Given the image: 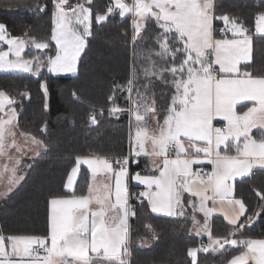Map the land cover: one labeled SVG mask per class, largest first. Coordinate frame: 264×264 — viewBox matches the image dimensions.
<instances>
[{
    "label": "trees",
    "instance_id": "trees-1",
    "mask_svg": "<svg viewBox=\"0 0 264 264\" xmlns=\"http://www.w3.org/2000/svg\"><path fill=\"white\" fill-rule=\"evenodd\" d=\"M83 1L93 15L108 12L106 0ZM57 9L53 0H0V23L12 37L45 42V50L35 51L45 61L54 55L51 37ZM261 13L264 0H214L215 36H222L218 31L227 22L239 25L252 40L251 61L241 65V70L264 77V35L254 34L255 19ZM167 37L175 44L163 57L158 52ZM181 45L174 33L164 32L153 18L135 36L131 17L113 14L92 23L75 75L54 76L46 69L37 76L0 73V92L12 100L10 107L17 111L19 129L45 146L37 158L27 161L20 185L0 201V236L5 240L11 236L46 237L49 200L86 192L90 175L83 168L73 193L64 190L76 157L116 159L128 154L132 114L151 106L162 118L167 111L174 92L171 70L179 66L174 50L181 49L176 52L183 55ZM129 169L140 170L141 165L130 164ZM235 189L246 206L244 225L235 229L214 216L213 240L234 242L221 248L210 241L205 251L199 245L207 240L191 234L188 214L155 215L146 199L136 193L139 187L130 185L128 250L122 264H225L241 249L240 241L264 238V169L237 180ZM151 235L150 245L141 246ZM191 249H197L195 262Z\"/></svg>",
    "mask_w": 264,
    "mask_h": 264
},
{
    "label": "rangeland",
    "instance_id": "rangeland-1",
    "mask_svg": "<svg viewBox=\"0 0 264 264\" xmlns=\"http://www.w3.org/2000/svg\"><path fill=\"white\" fill-rule=\"evenodd\" d=\"M64 1L65 0H61V2ZM111 1V5L116 10V15L131 17L132 27L136 29V32L145 24L146 20H148L150 17L148 15H151L156 18H159L158 16H164V20L168 21L166 23L163 22L164 25L160 24L164 32L171 29L178 33V25L169 22L175 18L174 10H171L170 7H168L169 10H166L163 8L164 6L161 8L158 4L156 5L155 11L152 12L153 0H128V2H122L121 0ZM168 1L170 0H162L161 2ZM55 5L58 7L59 4ZM60 9L62 8L60 7ZM60 9L58 8L54 12L55 23L51 37L54 45V55L45 59V61H40L39 57L35 55V51H43L47 48L45 42H34L26 37H12L6 33L4 26L0 23V73H22L37 76L42 69H46L51 75L70 76L78 72V62L83 53L92 23L102 22L110 13L108 11L93 15L92 12L85 7L83 0H80L78 5L75 4L74 9L69 12H63ZM222 20L226 21L225 18H222ZM255 22V29L264 34V13L259 14ZM227 25L229 26V30L226 35L213 38V55L208 57L205 55V52H202V55L197 57L198 59L195 62L198 66L197 69L193 68L194 55H196L194 54L195 52L185 51L186 56L184 58L180 52H176V50L179 51L181 49L174 50L176 53L174 59H177L179 66L173 69L177 70L180 74L185 73L183 78L179 76L178 78L180 80L174 84L175 93L171 96V100L175 107L172 108V113L181 111L184 120H189V117L192 118L196 116L195 125H192L193 123L191 122H184L178 129L179 131L188 133L190 136L202 137L205 139L202 142L207 144L211 143L212 134L214 128L216 130V126L219 127L223 124L221 129L223 131L226 129V132L229 127L230 133L234 131V133L231 134L235 141L234 143L239 145L240 148L243 146L244 153L250 143L260 145L264 148V141L254 142L251 137L243 135L246 134L244 128L246 126L250 128L247 113L242 116V123L240 124L237 118L238 115L231 109H226L225 101L227 97L226 94L235 92V88H238L237 84L247 83L242 80L244 73L242 71L240 72V69H238L236 65L232 66L231 59L236 58L238 55H245V53L247 55L249 53L251 40L243 33L239 36L240 27L236 23L229 22ZM163 35L165 34L163 33ZM161 43V52H158V54L163 53V57H165V54L168 53L169 50L168 47L170 49L173 48L175 40L172 37H167L166 40H163ZM167 43L170 44L168 45ZM182 43L184 49H187L186 41L182 40ZM212 60L216 62V65L221 64V67H217L216 71L212 69ZM175 77L176 75L173 73L172 79ZM217 79L218 82H216ZM42 89L46 93L44 84H42ZM257 90L259 91L258 94L262 95L264 84H261V87H257ZM259 98L262 97L260 96ZM11 103L12 100L5 92L0 93V111L4 110L5 112L4 118L0 120V200L12 189V187L10 188V168L13 174L15 166V160L10 159V157L3 158L2 156L9 155L10 152H12L10 150L21 155L37 154L39 151L45 150L43 143L32 135L29 136L31 139L28 142L23 140L22 137L25 136H20L23 134L17 135L15 140L14 124L15 122L17 123V111L14 108L5 111L7 104ZM114 109L112 110L113 112L117 111ZM214 111L216 112L215 115ZM247 112H249L248 115L250 116L251 110L249 109ZM141 114L142 115L134 116V129L132 130L131 137L128 139V147L129 149L131 148L132 153H135V149L137 148L143 149L145 147L147 148L145 150H151L158 154L162 167L161 172H157L158 175H140L138 173L130 175L127 167H117L112 161L105 158L78 159L67 176L65 188L69 190L71 188L73 189L76 177L82 166H87L89 170L87 171L90 172L91 175L88 189L90 198L87 205L79 200L66 204L59 203L58 201L52 202L49 211V234L46 240L49 241L50 244L49 250L58 252L56 257L53 256L55 257L53 264H72L65 255L67 253L79 255L81 258L88 260V264H118V262L122 264L127 257L128 250V227L126 222L128 192H130L128 186L131 184L144 185L142 188H139L141 192L140 195L143 198L151 196L154 190L158 191L160 188L159 182L162 180H164V182H161V185L168 188L170 178L173 177V174L171 168L167 169V167H171L167 164V161L169 160L168 157L174 155V152H176V145L179 144L177 142L179 139L174 132V123L176 121L172 114L170 115L169 113L164 115L161 121L158 120L159 117L157 118V112L143 110ZM220 115L226 116L225 118H227L228 121L217 119V116ZM214 116H216L215 119H213ZM143 119H145L144 122ZM214 122L218 123L213 125ZM193 132L198 134H193ZM222 135L223 134L213 135V142L215 144L219 143L215 147L214 154L218 153L221 142H227V140L225 141V139H222ZM260 135H262V138L264 137V117L260 125ZM10 139L12 141L11 143ZM172 144H174V146L170 148ZM121 158H123V156L117 157L116 159ZM158 161L159 160L149 161L147 168L149 170L159 171ZM164 162L165 166L163 167ZM183 166L184 168H182V170L185 172L190 169L188 164ZM219 175V180H221L227 175V171H222ZM112 183L114 185V200L116 203L109 198L111 197L110 193H112ZM107 204H110V210L107 208ZM74 206L75 208L79 206L82 210L89 208L93 213L96 212L94 217L90 220V222H92L90 234L88 235L85 230L88 224L87 219H89L88 216H85L87 219L79 223V229L68 233L66 239L60 241L63 235H65V232L71 229L69 221L70 210ZM58 211L62 212H60L61 218L57 217ZM98 213L100 215H106L105 223L99 224L101 218ZM189 216L192 218L193 222V225L190 226L191 234L196 236L207 235L208 233L205 227L198 226L194 222L197 221L199 223L200 221L195 219L193 215ZM194 229L197 232H193L192 230ZM81 234L84 238H76V235L80 237L79 235ZM89 238H91L90 241ZM152 239L153 235L145 238L144 241L141 242V246H149ZM43 241L45 240H42V242ZM40 245L42 244H38L36 240H29V243L22 244V254H32L34 257H38L33 253V250ZM86 248L94 253L92 255L89 254V250L87 252ZM101 249H103V251ZM0 253L7 255L6 258L0 260V264H11L10 254L17 255L14 248H10L9 245L7 251L6 243L2 238H0ZM47 253L50 255L49 251ZM190 254L196 257L197 249H191ZM88 255L89 258L87 257ZM104 257L109 260L106 262L103 261ZM18 264L43 263L32 261L30 263L23 262Z\"/></svg>",
    "mask_w": 264,
    "mask_h": 264
},
{
    "label": "crops",
    "instance_id": "crops-1",
    "mask_svg": "<svg viewBox=\"0 0 264 264\" xmlns=\"http://www.w3.org/2000/svg\"><path fill=\"white\" fill-rule=\"evenodd\" d=\"M122 2H128V0H121ZM162 1V0H161ZM159 0H153L154 4L152 5L151 11L154 12L156 9V5L159 4V6L166 10H169L168 7H170L171 10H174V20H170V23H176L178 25V33L174 32L171 29H168L166 32H172L176 35V37L181 41H186V47L187 49H184V45L182 43V49H183V55L184 58L186 56L185 51L189 52H195L194 54V63L193 68L197 69V64L195 63L198 59L197 57L201 56L202 52L209 53L210 56L213 55L212 52L214 51V39L215 36V16H214V0H170L168 2H161ZM110 2H112L110 0ZM78 5V3H76ZM149 18L155 19L159 26L160 24L164 25L163 22H168L167 20H164V16H158L159 18L153 17L151 15ZM167 16V15H166ZM121 17V16H120ZM126 16H123L121 18H124ZM148 18V19H149ZM169 18V17H168ZM106 19V18H105ZM104 19V20H105ZM103 20V21H104ZM147 21V20H146ZM257 21V17H256ZM132 22V20H131ZM146 23V22H145ZM229 22L224 24L223 27L227 29V33L229 30V26L227 25ZM145 24H143L136 32V29L134 28V35L137 36L140 34L141 29L144 27ZM256 22L254 24V34L255 35H264L262 32L255 29ZM161 29H163L160 26ZM164 30V29H163ZM241 28H239V36L242 35V31L240 33ZM258 31V32H257ZM223 35V34H222ZM245 36L249 37L251 40V37L244 34ZM206 55V54H205ZM252 58V40L250 43V49L249 53L246 55H238L236 58L231 59L232 66L236 65L238 69L241 70V65L249 63ZM198 62V61H197ZM212 62V69L216 71L217 67H221V64L216 65V62L213 60ZM172 72L174 75H176L175 78L172 79L173 87L174 84L180 80L178 77L184 76L183 74H180L177 70L173 69ZM244 73V77H242L243 81H246L247 83H240L237 84L238 88H235V92L226 94V101L225 106L226 109H231L235 114L238 115L239 123L241 124L242 116L247 113V118L249 120L250 128L247 126L244 128V131L246 136H249L252 138L254 142L264 141V137L262 138V135H260V125L262 123V119L264 117V91L262 92V95L258 94L259 91L257 90V87H261V84H264V77L262 76H252L248 73ZM55 76V75H54ZM219 78V77H218ZM218 82V79L216 80ZM252 82V83H251ZM251 83V84H250ZM46 89V86H45ZM43 90V89H42ZM44 92V91H43ZM2 93V92H0ZM4 93V92H3ZM45 93V92H44ZM47 93V91H46ZM45 93V95H46ZM175 93L174 92L172 95ZM8 96V95H7ZM262 98H259V97ZM220 103V102H219ZM12 104V103H11ZM11 104H7L5 107V111L8 109H11L13 107H10ZM153 104V102L151 103ZM175 107L172 103V100L170 98L169 106L167 108V111L164 115H167L169 113L172 114L174 120L176 121L174 123V132L177 135V142L179 143L176 145V152H174V155L172 157H168L169 160L167 161V164H169L171 167H167V169L171 168V172L173 174V177L170 178V184L168 185V188L166 186H162L161 182H164V180L159 182L160 188L158 191L154 190L151 196H148L146 199L149 210L158 216L163 217H178L183 215H193V217L200 222L194 221L195 224L198 226H204L206 232L208 233L205 236H196L199 239L206 238L207 244H209L210 241L213 242V247H226L230 244H232L234 241L231 239L221 238V239H215L213 240L212 234H211V219L214 216L221 217L223 221H225L230 227L235 229H240L244 225V215L246 213V206L243 200L237 196L236 189H235V183L237 180L244 178L250 174L255 169H264V148L260 145H255L254 143H250L246 149V151L243 153V146L240 148L239 145H236L234 142L233 137L231 136L233 132L230 133L229 127L223 131L221 127L223 126H216V130L214 128L211 143L207 144L205 142H202V137L199 136H190L188 133H184L182 131H179V126L184 122H191L192 125H195V119L196 116H193L192 118L189 117V120H184L183 116L181 115V111H177L175 113H172V108ZM152 107L148 108L147 110H151ZM251 110V115L249 116L248 110ZM220 110V105H219ZM0 120L4 118L5 112L4 110L0 111ZM152 112V110H151ZM155 112V111H154ZM142 111H137L135 114H132V120H131V126H130V132H129V138L131 137L133 125H134V116L136 115H142ZM216 112L214 111V115ZM216 116L213 117L215 119ZM226 116L220 115L217 116V119L221 120H227L225 118ZM158 118V115H157ZM147 120V119H146ZM158 120H163V118H158ZM230 120V119H229ZM145 119H143V122ZM228 121V120H227ZM237 122V120H236ZM14 123V122H13ZM218 122H214L213 125L217 124ZM238 125V122H237ZM238 127V126H237ZM218 130V131H217ZM14 131H15V140L16 136H25L22 137L25 142H28L31 137L30 134L22 132L19 128L17 123L14 124ZM224 132V133H222ZM193 134H198L196 132H193ZM217 134H223L222 139L227 140V142H221V147L218 149V153L214 154L215 147L219 144H215L213 142V135ZM28 136V137H27ZM242 139V138H241ZM14 140V141H15ZM10 139V143H11ZM170 145V144H169ZM224 145V146H223ZM147 148H137L135 149V153H132L131 148L128 149V154L130 155V164L132 165H141L140 170L130 171L128 169L129 174L132 175L134 173H138L140 175H151V174H157V172H161L162 167L160 165V159L159 155L155 152L147 151L145 150ZM237 149V150H236ZM210 150V151H209ZM9 155L2 156L3 158L10 157V159L15 160L14 162V170L12 174V170L10 168V192L4 196L0 201L5 199L12 191H14L22 182L24 178L23 170L28 166V162L30 159L37 158L43 151H39L37 154H18L15 153L13 150H10ZM161 157V156H160ZM98 158H105L107 160L112 161V163H115L117 159L113 158H107V157H100V156H84V157H76L75 163H77L78 159H98ZM164 159V158H163ZM151 160H159V171L156 170H149L147 167V164L149 165V161ZM188 164L189 170L185 172L182 170L184 168L183 165ZM204 165H207L211 168L212 174L211 178L209 180L201 179L198 176V169ZM74 166V165H73ZM72 166V167H73ZM117 166V165H116ZM165 166V162L163 164V167ZM150 167V166H149ZM83 169L88 170L87 166H82ZM81 168V170H82ZM143 168V169H142ZM71 170V169H70ZM80 170V172H81ZM89 171V170H88ZM222 171H227V175L223 177V179L219 180V174ZM70 172V171H69ZM78 173L76 177V181L74 184L73 189L71 188L66 189V180L64 182V190L70 193H73L76 182L78 180L79 174ZM69 174V173H68ZM90 175V172H89ZM158 175V174H157ZM68 176V175H67ZM91 176V175H90ZM91 177L89 179V183L86 189V192L83 195H76V194H70L67 196H59L54 197L49 200L48 204V234H49V223H50V207L52 202H59L62 204L66 203H73L76 202V200H79L80 202H84L85 205L89 202V184H90ZM133 185V184H131ZM130 186V185H129ZM128 186V187H129ZM135 187L142 188L144 185L138 184L133 185ZM129 193V192H128ZM136 193L141 197L140 190H137ZM114 185L112 183V193H110L109 198L112 199L114 203ZM82 205V204H81ZM107 208L110 210V204H107ZM130 205H129V196H128V208H127V216H126V222L128 227V234H129V217H130ZM61 211L57 212V217L61 218ZM96 213V212H95ZM95 213H93L89 208L82 210L78 207L75 208V206L70 210V225L71 229L67 230L65 232V235L60 239V241H63L66 239V235L72 231H76L79 229V223L82 222L84 219H87L85 216H88L89 219H87L88 224L86 227V233L88 235L90 234L91 230V224L90 220L92 217H94ZM98 215H100L98 213ZM104 214L100 215V223H105ZM193 225V222L192 224ZM191 231V230H190ZM193 232H197L195 229L192 230ZM48 236V235H47ZM46 237L41 236H11L7 237V240H5L4 236H0V238L3 239V241L6 243V249L8 251V245L10 248H14L15 253L10 254V263L11 264H18V263H30L32 261H39L43 264H53L56 255L58 252L49 250V241H47ZM78 237L76 235V238H84L83 235H79ZM29 240H36L38 244H42L40 246H44L46 250L49 251L50 255H48L47 258H39L34 257L32 254H22L23 250L22 244L29 243ZM42 240H45L42 242ZM91 238H89V241ZM222 243V244H221ZM240 244L242 245L241 249L234 253L226 262L225 264H264V238H252L245 241H240ZM201 247V243L199 245ZM87 249V248H86ZM89 249H87L88 252ZM103 251V249H101ZM100 250V251H101ZM47 251V252H48ZM11 252V250H10ZM89 250V254H93ZM67 256V259L71 261L72 264H88V260L81 258L77 254H71L67 253L65 254ZM55 256V257H53ZM193 256V255H192ZM7 255L0 253V260L2 258H6ZM89 258V255L87 256ZM109 259L105 258L103 261H107ZM193 260L195 262L196 257H193ZM75 261V262H74ZM90 264V263H89ZM120 264V262H118Z\"/></svg>",
    "mask_w": 264,
    "mask_h": 264
},
{
    "label": "built area",
    "instance_id": "built-area-1",
    "mask_svg": "<svg viewBox=\"0 0 264 264\" xmlns=\"http://www.w3.org/2000/svg\"><path fill=\"white\" fill-rule=\"evenodd\" d=\"M53 2L55 4H59L58 8L60 9V7H61L62 9H60V10H62L63 12H69V11L73 10L75 7V4H76L75 0H73V1L65 0L64 2H61V0H53ZM106 4H107L108 11H109L110 15L115 14L116 10L111 5L110 0H106ZM218 32L220 34L225 35V34H227V29L225 27H221ZM206 55L208 57H210L209 53H206ZM173 146H174V144H172L170 148H173ZM115 163H116L117 167H127L129 169V167H130V155L126 154L125 156H123V158L117 159L115 161ZM211 174H212V170L207 165H204L198 169V175L201 179L209 180L211 178ZM208 247H209V245L207 244L206 241L201 243L200 248L202 250L206 251L208 249ZM33 253L40 258H47L48 257L47 250L45 249L44 246H38L36 249L33 250Z\"/></svg>",
    "mask_w": 264,
    "mask_h": 264
}]
</instances>
